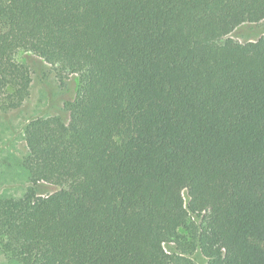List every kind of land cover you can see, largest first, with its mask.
Masks as SVG:
<instances>
[{
    "label": "trees",
    "instance_id": "1",
    "mask_svg": "<svg viewBox=\"0 0 264 264\" xmlns=\"http://www.w3.org/2000/svg\"><path fill=\"white\" fill-rule=\"evenodd\" d=\"M264 0H0V111L30 53L77 75L60 117L32 119L0 195L19 264H264ZM56 187L39 194L38 184Z\"/></svg>",
    "mask_w": 264,
    "mask_h": 264
},
{
    "label": "rangeland",
    "instance_id": "2",
    "mask_svg": "<svg viewBox=\"0 0 264 264\" xmlns=\"http://www.w3.org/2000/svg\"><path fill=\"white\" fill-rule=\"evenodd\" d=\"M264 36V20L258 24H244L235 29L231 37L240 43L255 41ZM16 60L30 72L29 94L23 104L15 110L0 111V195L20 197L30 185L27 175L18 167L26 155L24 128L35 118L58 116L68 121L65 104L72 101L78 88L77 75L60 80L58 69L30 54L19 53ZM39 194L52 193L56 187L38 184ZM196 264H206L198 253L192 256ZM0 264H19L8 261L0 253Z\"/></svg>",
    "mask_w": 264,
    "mask_h": 264
}]
</instances>
